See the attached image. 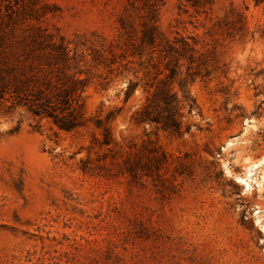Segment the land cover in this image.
Instances as JSON below:
<instances>
[{"label":"rangeland","instance_id":"1","mask_svg":"<svg viewBox=\"0 0 264 264\" xmlns=\"http://www.w3.org/2000/svg\"><path fill=\"white\" fill-rule=\"evenodd\" d=\"M181 37L180 132L136 122ZM58 44L85 84L72 131L10 78ZM0 264H264V0H0Z\"/></svg>","mask_w":264,"mask_h":264},{"label":"trees","instance_id":"2","mask_svg":"<svg viewBox=\"0 0 264 264\" xmlns=\"http://www.w3.org/2000/svg\"><path fill=\"white\" fill-rule=\"evenodd\" d=\"M154 29L152 26H147L141 36V42L152 46V51L156 50L154 47L157 42ZM158 50L163 52V59H169L163 64L162 69H157L154 77L159 79L156 84L153 81L150 83L146 90L148 95L145 102L134 113V119L138 123H155L164 129L179 133L182 123L181 105L173 84L181 73L182 60L192 62L193 49L187 39L181 37L169 44L167 48ZM139 53L143 54L142 51ZM67 55L66 47L58 44L50 52L53 62L46 63L51 70H46L39 62L35 61L37 55L33 53V74L29 75L24 70L22 71L23 67H21V72L13 73L10 78L12 79L13 93L18 102H23L24 105L30 102L29 106L33 110L34 116L50 119L61 130L72 131L88 125L90 119L85 115L81 96L85 86L83 80L73 77L67 80L54 73L53 68H57L58 64L65 65ZM170 56L173 57L170 58ZM53 76L56 79H53ZM137 84L138 82L128 85L126 98L134 91ZM178 86L183 94L182 101L190 102L188 94L182 89L184 85L178 83ZM189 107L191 109V103H189ZM96 122L97 126L102 128L103 140L101 143L109 145L113 140L109 128L103 126L100 119ZM142 166L144 165H139V167ZM129 170L133 172L135 167L131 166Z\"/></svg>","mask_w":264,"mask_h":264}]
</instances>
